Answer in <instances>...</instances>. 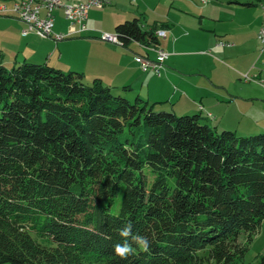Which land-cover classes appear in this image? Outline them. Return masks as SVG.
I'll return each instance as SVG.
<instances>
[{
    "label": "trees",
    "instance_id": "1",
    "mask_svg": "<svg viewBox=\"0 0 264 264\" xmlns=\"http://www.w3.org/2000/svg\"><path fill=\"white\" fill-rule=\"evenodd\" d=\"M115 35L123 48L159 44L139 19ZM4 58L0 50V264L244 258L264 221V132L220 133L202 113L131 102L130 86L27 61L10 69ZM128 223L150 250L133 244L122 260L113 246Z\"/></svg>",
    "mask_w": 264,
    "mask_h": 264
},
{
    "label": "crops",
    "instance_id": "2",
    "mask_svg": "<svg viewBox=\"0 0 264 264\" xmlns=\"http://www.w3.org/2000/svg\"><path fill=\"white\" fill-rule=\"evenodd\" d=\"M201 1V6H199L196 4V0H138L137 8L131 9L132 11L127 14L123 12L127 5H122L126 2L125 0L119 1L115 10L101 9L100 12V10L93 11L91 9L86 21L90 30L73 39L72 43H63L65 40L57 43L52 39H42L35 33L23 36L22 31L26 29V25L22 21L14 17H0V50L5 55L6 49H10L12 58L8 59L5 55L4 59L7 58L8 61H12L10 63L13 65L21 64L24 61L62 65L66 51L70 49V46L86 44L89 51L91 47H95L97 53L91 55L89 63H83L78 66L79 68L75 67L79 69L75 70L84 73L90 80L99 78L105 85L120 91L123 90V87L130 86L129 91L123 90L125 96L128 97L129 93H136V97H141L149 104L153 100L154 106L160 105L162 107L169 100L175 101L183 114L202 113L206 117V123L215 128L216 131L221 125H223V131H232V127L225 126V112H223L222 106L226 104V101L228 103L237 102L238 95H231L228 89L225 90L226 86L222 84L220 71L240 76L241 73L250 70L252 63L248 61L246 66H242L237 63L239 58L231 57L229 59L230 65L225 64L226 59L230 58L231 50L235 48V41L238 40L235 33L234 35L228 34V31L232 29H227L225 26L226 23L236 20V16H239L237 14L248 9L260 8L262 11L260 3L263 1L253 2L249 0L244 3L238 2V0H232L229 3H225V1L207 0L206 3L204 0ZM179 2L186 3L182 4L185 5V8ZM242 3H251V5L246 6ZM228 11L234 15H227ZM173 14L176 17L182 16L177 26L171 18ZM54 15V32L66 33L70 24L65 22L63 11L57 10ZM133 19L141 20L144 31L154 30L157 25L165 28L166 36L158 39V46L169 54V58L164 62L161 76L151 71L143 72L130 54L132 52L134 55H149L151 59L155 60L153 51L142 47L143 51L140 53L139 50L130 49L133 44L129 48H122L99 39L101 33L114 35L119 24ZM12 24H15L17 28L16 33L10 34L5 27ZM250 25H253V29L258 32L264 25V21L261 22V19L256 15V19ZM191 35L195 37H191ZM256 35L258 36V34ZM224 38L228 40H224ZM229 38H231L232 43ZM163 39L170 41L165 48L163 47ZM189 45L200 46L201 48L194 51L183 49ZM54 59L56 62H53ZM258 78H262L261 73H259ZM137 85L140 86L139 90H135ZM173 87L181 89L185 93L186 100L183 101L182 96L177 93L172 95L173 98L170 97V94H166ZM221 90H225L223 93H226V96L219 95ZM142 94L147 95L148 99L143 98ZM178 95L180 97H176ZM167 97H169L168 100L163 101ZM173 105L172 103L173 112L177 114L178 106ZM162 108L166 109V107ZM216 115L222 116L221 120ZM247 122L249 125H258L251 118H248Z\"/></svg>",
    "mask_w": 264,
    "mask_h": 264
},
{
    "label": "rangeland",
    "instance_id": "3",
    "mask_svg": "<svg viewBox=\"0 0 264 264\" xmlns=\"http://www.w3.org/2000/svg\"><path fill=\"white\" fill-rule=\"evenodd\" d=\"M48 0H0V8H6L7 11H13L16 8L15 6H25V5H30L33 8H36L38 6H42L44 4H48L47 2ZM121 2V0H61V4L55 6V11L57 10H62L63 13H65V6L67 5H71V4H82L84 6L92 4L89 8V11L91 9L94 10H100L104 9L106 11L109 10H115L117 8V3ZM126 2L123 3L122 5H127V8H124V13H128L129 11H132L131 9H136L137 8V1L138 0H125ZM199 6H201V0H196ZM214 2H223L225 1V3H229L232 0H211ZM249 0H238V2H247ZM251 1V0H250ZM253 2L256 1H260V0H252ZM262 3H260L261 7L264 6V0ZM137 3V4H136ZM46 4V5H47ZM180 5L182 4H186L184 2H179ZM95 5V6H94ZM140 5V3H139ZM185 8V5H182ZM234 6V5H232ZM182 7V8H183ZM237 9V8H236ZM12 12V13H13ZM8 13L6 15H0V17H14L16 19H19V17L14 13ZM44 13V12H43ZM42 13V17L44 16V14ZM53 13L54 16V22H55V15ZM89 13V12H88ZM174 13V11H173ZM227 15H231L233 16L234 14L231 11L227 12ZM236 15V13H235ZM239 16H236V20H234L233 22H228L226 23V28L227 29H232L231 31H228V34L230 35H236V37H238V40L235 41V48L233 50H231L230 52V58L226 59L225 64L228 66V64L230 65L229 59L232 58H239L240 60L237 61V63H239V65L242 66H246L248 64V61H250L252 63L251 68L249 71L247 72H243L241 73L240 76H234L231 75L229 72L226 71H220V77L223 80V83L225 87V90H229L228 92L231 95H238V100L237 102L234 103H228L226 101V104L223 107L225 112V126L229 127V128H233L232 132H235L238 136H250V135H256L259 133H263L264 132V43H262L259 39L257 40L258 36L256 34L259 35V32L261 30V28L264 26H262L258 32H256L253 29V25H250L254 19H256V15H258V18L261 19V22L264 21V11L260 8H251L248 9L242 13L237 14ZM65 16V14H64ZM171 18L173 19V23L177 26L178 21L180 18H182V16H175V14H173L171 16ZM66 19V18H65ZM20 20V19H19ZM21 21V20H20ZM23 22V21H22ZM65 22L69 25L70 22L67 21V19L65 20ZM24 23V22H23ZM141 23V20H140ZM25 24V23H24ZM26 25V24H25ZM55 26V24H54ZM87 26V25H86ZM7 32L10 34L16 33V25L12 24L11 26L5 27ZM156 36L157 38H161L166 36V31L165 28L163 26H156ZM154 28V29H155ZM73 27L70 24L69 30L66 33H55L54 32V28L53 31L51 32V35L47 38H42V39H52L55 42H61L64 41L63 43H72L71 41H74L73 39H75L76 37H78L79 35L77 34H81L78 33V30L73 31ZM76 29V28H75ZM27 30V26L26 29H24L22 31V35L23 32ZM90 29L87 27V31L88 32ZM84 32V33H86ZM160 32H163L164 35H158ZM190 32V31H189ZM83 33V34H84ZM31 34V33H30ZM69 34H74L73 36H70L67 39L64 40H59L57 39V36L60 35H69ZM105 34V33H101L99 39L101 40V36ZM108 34V33H107ZM191 34V33H190ZM112 35V34H111ZM115 35V34H114ZM24 36V35H23ZM214 36V35H212ZM191 37H195L194 35H191ZM235 37V38H236ZM41 38V37H40ZM228 38V37H227ZM232 38V36H231ZM230 39L231 43L232 40ZM162 39V38H161ZM224 40H228L226 38H224ZM103 41V40H101ZM163 47H167V44L170 43L169 40L163 39ZM229 41V43H230ZM106 42V41H103ZM62 43V44H63ZM106 43H110V44H114L116 46L122 47L123 46L119 43H111V42H106ZM225 45V44H224ZM228 45V43H227ZM142 47L148 49L149 51H153L155 53V60L151 59L149 57V55H145L143 56L146 60L149 59L150 61H152L153 63H159L157 62L158 60V52L163 51L164 53L167 54V58H169V54L167 52H165L164 50H161V48L159 46L156 47H152V46H143L142 44H133L130 49L131 50H139L138 52L142 53ZM234 47V46H233ZM199 48H201L200 46H193V45H189V46H185L183 47L184 50L186 51H194V50H198ZM4 49H6V47H4ZM6 54L7 58H12L10 55V49H6ZM59 52H57L58 54ZM97 53V48H93L91 47V50L89 51L86 44H79V45H73L70 46V49H68L66 51L65 54V58L64 61L62 63V65H56L53 63H49V66L52 67H56L59 68L65 72H68L69 70H75L77 68H79L78 66L81 64H88L90 59H91V55H94ZM154 53H152V55L154 56ZM131 57L136 61V57L138 55H134V53L130 52ZM59 55V54H58ZM141 56V55H140ZM4 59V64L8 67V68H12L14 65L10 62L12 61H8V59ZM56 62V59H54ZM133 60V61H134ZM161 63V62H160ZM139 64V63H138ZM250 64V63H249ZM140 65V64H139ZM67 66V67H66ZM68 66H72L69 67ZM77 67V68H75ZM140 69L141 65L139 66ZM164 68V63L161 64V66L159 65V67L157 68L158 70H160V75L156 73V71L154 69L149 70L147 72H154L156 75L161 76L162 74V70ZM81 69V68H80ZM79 70V69H77ZM83 70V69H82ZM143 71V70H142ZM80 72V71H79ZM144 72V71H143ZM259 73L262 74V78L259 79L258 75ZM141 74V71H140ZM93 80H90V78L86 77L85 79V83L86 84H91ZM140 86H136L135 90H139ZM122 88V87H120ZM225 90H221L218 94L221 96H226ZM146 93V91H145ZM174 93L179 94L180 96H182V100H186V96L185 93L182 92L181 89H175L173 87V89L166 94H170V97L172 95H174ZM115 95H119L120 93L118 91H114ZM176 96V97H180V96ZM143 98L148 99L147 95L142 94L141 95ZM128 97L130 99L131 102L135 101L136 98V93H129ZM169 97H167L165 100H168ZM173 98V96H172ZM171 99V98H170ZM154 101L151 100L150 105H153ZM172 103L174 104L173 106H178V104H176L175 101H168L166 103L163 104L162 107H166V109H163L162 107H160V105H155L154 106V110L156 112H162L163 110L165 111H173L172 109ZM176 112L178 114V116H182L183 113L180 111V108L178 106V108L176 109ZM223 114V113H221ZM219 120H221L222 116H218L216 115ZM248 118L253 119L254 121H256L258 123L257 126H253L252 124L249 125L248 124ZM250 121V120H249ZM252 121V120H251ZM256 123V124H257ZM249 125V126H248ZM240 128V129H238ZM218 132H222L223 131V125H221L220 127L217 128ZM236 130V131H235ZM229 131V130H226ZM247 240L246 237H242L240 239L241 245H247ZM248 250L244 256L243 259L238 260L237 264H257L260 259L262 257H264V221L262 223V225L260 226L257 234L253 237V241L247 246Z\"/></svg>",
    "mask_w": 264,
    "mask_h": 264
},
{
    "label": "built area",
    "instance_id": "4",
    "mask_svg": "<svg viewBox=\"0 0 264 264\" xmlns=\"http://www.w3.org/2000/svg\"><path fill=\"white\" fill-rule=\"evenodd\" d=\"M53 1V8H46V6H38L36 8H33L30 5L25 6H15L16 8L13 11H7L6 8H0V15H6L8 13L16 14L21 21H23L26 26L27 30L23 32L24 36L29 35L30 33H35L41 38H47L51 35V32L54 28V16L53 13L55 11V6L61 4V0H49ZM206 3L207 0H204ZM92 4L89 5H82V4H75V5H67L65 6V18L67 21L70 22L72 27L74 28L73 31L78 30L77 35H82L84 32L87 31L86 21L88 19V12L89 8L92 7ZM95 6V5H94ZM262 9L264 11V6H262ZM44 12V13H43ZM42 13L44 16L42 17ZM76 28V29H75ZM74 34L69 35H60L57 36V39L64 40L69 38L70 36H73ZM158 35H164L163 32H160ZM258 39L264 43V26L261 28ZM101 40L111 43H120L116 35L111 34H103L101 36ZM121 44V43H120ZM158 60L159 63H153L149 59H145L143 56L138 55L136 57V62L141 65V68L144 72H147L149 70L154 69L157 74L160 75V70L157 68L159 65L161 66L162 63H164L168 58L167 54L163 51L158 52ZM161 62V63H160Z\"/></svg>",
    "mask_w": 264,
    "mask_h": 264
},
{
    "label": "clouds",
    "instance_id": "5",
    "mask_svg": "<svg viewBox=\"0 0 264 264\" xmlns=\"http://www.w3.org/2000/svg\"><path fill=\"white\" fill-rule=\"evenodd\" d=\"M119 235L122 238V242L116 243L113 246L114 254L122 260H126L131 256L135 249L133 244L144 252L150 250V243L147 237L142 236L138 233H133L132 225L130 223L125 224L119 231Z\"/></svg>",
    "mask_w": 264,
    "mask_h": 264
},
{
    "label": "bare ground",
    "instance_id": "6",
    "mask_svg": "<svg viewBox=\"0 0 264 264\" xmlns=\"http://www.w3.org/2000/svg\"><path fill=\"white\" fill-rule=\"evenodd\" d=\"M43 1V0H42ZM48 2V4L46 5V4H44V5H42V6H46V8H53V1H47ZM71 5H75V4H71Z\"/></svg>",
    "mask_w": 264,
    "mask_h": 264
}]
</instances>
